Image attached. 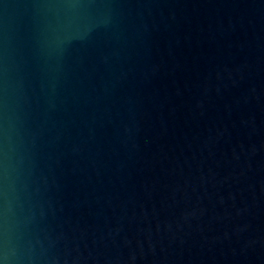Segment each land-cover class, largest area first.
Masks as SVG:
<instances>
[{"label":"water","instance_id":"95a60500","mask_svg":"<svg viewBox=\"0 0 264 264\" xmlns=\"http://www.w3.org/2000/svg\"><path fill=\"white\" fill-rule=\"evenodd\" d=\"M0 264H264V0H0Z\"/></svg>","mask_w":264,"mask_h":264}]
</instances>
